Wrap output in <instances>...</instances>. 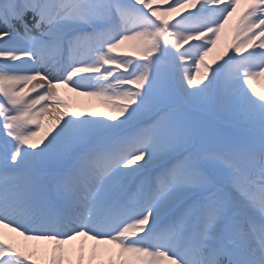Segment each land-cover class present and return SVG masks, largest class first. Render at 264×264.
Listing matches in <instances>:
<instances>
[{
  "label": "snow or ice",
  "instance_id": "1",
  "mask_svg": "<svg viewBox=\"0 0 264 264\" xmlns=\"http://www.w3.org/2000/svg\"><path fill=\"white\" fill-rule=\"evenodd\" d=\"M261 81L264 0H0V264H264Z\"/></svg>",
  "mask_w": 264,
  "mask_h": 264
},
{
  "label": "bare ground",
  "instance_id": "2",
  "mask_svg": "<svg viewBox=\"0 0 264 264\" xmlns=\"http://www.w3.org/2000/svg\"><path fill=\"white\" fill-rule=\"evenodd\" d=\"M80 100L82 102L83 107L95 106V103H96L94 100H92L88 97H81Z\"/></svg>",
  "mask_w": 264,
  "mask_h": 264
},
{
  "label": "rangeland",
  "instance_id": "3",
  "mask_svg": "<svg viewBox=\"0 0 264 264\" xmlns=\"http://www.w3.org/2000/svg\"><path fill=\"white\" fill-rule=\"evenodd\" d=\"M212 58H213V54H210L209 57L207 58L208 61L211 63L212 61ZM259 87L261 88V90H264V81H261ZM69 95H74V94H69ZM95 101V100H94ZM90 102V101H89ZM96 102V101H95ZM97 103V102H96ZM95 103V105H96Z\"/></svg>",
  "mask_w": 264,
  "mask_h": 264
}]
</instances>
